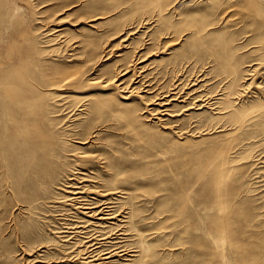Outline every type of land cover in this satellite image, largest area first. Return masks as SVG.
<instances>
[{"label": "rangeland", "instance_id": "374dc122", "mask_svg": "<svg viewBox=\"0 0 264 264\" xmlns=\"http://www.w3.org/2000/svg\"><path fill=\"white\" fill-rule=\"evenodd\" d=\"M74 2H80L81 5L73 7L71 10H67V7H64V5L70 6L69 4ZM173 5H175L174 9L171 8ZM263 8L264 0H0V55H3V53L9 49V44H11L12 39L18 40L19 38L21 39V45H23V50L25 51L43 49L42 44H40V40L43 39L42 36H45L44 32L46 28H44L43 25L52 27V20L61 18V28L63 29L64 27L68 29L65 31L68 37L79 40V42L75 44L76 46L78 44V47L73 46L71 50V46H64L60 49L62 52H56L54 56L50 53L40 56L38 58L39 61L32 63L29 67L35 72L38 80L43 82L45 79L51 78L57 74L84 72L85 74H83V76L80 74L81 79L71 84V88L66 91L69 92L70 90L69 94L73 92L80 93L79 95L87 96V98L89 96L97 97L93 98V103H101L99 110L92 113V119L89 120L88 123H85V125H89L88 130L101 126L102 123H109L114 127L110 132H103V139L107 142V150L105 149L108 154L107 156L111 159L112 157L114 159H119L123 156L127 147L126 145L129 146L131 141L134 143L132 147L133 151L135 149L138 153L141 152L143 156H145L147 150L150 152V148H152V146L149 147V145L146 147L143 146L148 143L149 140L153 141V147H165L169 152V156L166 159L169 163L164 162V159L153 162L146 171H138V173H141L138 178H136V181L140 183L144 180H152L156 184H163V181H169L168 179L170 177H175L174 181H177V189L181 191H189L190 189H192L193 192L196 190L198 191L199 194L194 200V203L190 204L192 211L197 212L202 209L209 210L208 208L213 205L216 198L217 186L215 185V179L217 178L216 175H218V171L214 170V167L210 168L209 162L213 156L224 148L227 142L226 138L228 137L222 133L219 134L215 132L207 134L202 138L189 137L186 140L177 141L175 135L161 129L160 122L157 123L158 119L152 116L149 117L150 115L148 116V112H145L144 115L140 113L142 112L140 110L147 104L146 101L148 96L145 93H142L143 98H140L139 96L141 95H138V97H135L133 100L127 101L123 99L125 91L116 89V83L108 87H103L102 85L108 78L116 74L117 71L133 63L137 54L140 56V54L144 55L148 52L145 55H148L147 61H145L146 64L148 63L146 73H150L151 71V74H154L153 77L157 84L160 82L163 86L168 84L173 74L182 68L184 71L180 74L183 75L185 73L184 75L187 76L190 74L189 69H193L195 66L198 67V69L206 71L208 77H211L208 78L209 84L207 86V90H210L209 92H212L211 94L214 93L215 97H221L222 95L220 94L223 91L231 94V97H228V99L224 96L221 97V102L223 104H228L230 100L233 102V98H235V102L238 103V109L252 110L253 108L254 111V106L255 108H260L261 104L263 105L264 102V84H262L264 83V41L261 42V40L264 39V34L261 33L264 32V20H262L264 19ZM255 13L258 15H255ZM97 15L105 17L97 21V25L94 26V28L92 27V25H94L92 20ZM52 24L54 25V23ZM190 27H200L202 30L212 27V29H208L210 32L205 31L203 35H205L206 38L200 40L199 38L193 37L194 35ZM258 27L259 29L261 28V32L257 30ZM150 34L153 35L151 36ZM180 34L184 36V39ZM254 34H259L257 37L255 35L259 40L262 37L260 45L259 41L253 36ZM163 36H165L166 39ZM253 37L255 38L254 40L258 42V45L257 43L256 45H254L255 43L251 44L250 39ZM176 38H180L182 41L180 40L181 42L178 44L171 42L168 46L164 44L163 48V43ZM64 48L65 50H63ZM251 49L256 51L252 52ZM72 53L75 55L73 56L75 59L71 56ZM81 55L83 57H81ZM188 60L189 62L192 61L189 63ZM209 63L211 65H209ZM196 64L199 65L197 66ZM188 65H190L189 68ZM168 66H170V68ZM254 66L258 69H255ZM42 67H47V71L46 69H42ZM167 68L169 70H167ZM41 70L47 72V75L46 73L40 72ZM55 70H59V72L53 74L52 72ZM245 70H251L252 72L250 71V73L252 76L249 75L247 76L248 78H243ZM156 72L157 74H155ZM129 76H131V73L120 76V78L124 79V82L130 78ZM94 77H97V80H102L101 83L90 82V79ZM257 84L260 85L257 86ZM242 90L243 94L241 95ZM238 98H240V101ZM241 99H243V102ZM85 102L90 103L87 99H85ZM125 103L128 104L124 105ZM57 105L59 104L57 103ZM57 105L55 106L50 100L47 103L45 100L38 104L36 113L39 116L42 130H51V132L55 134V136L53 135V138H51L54 162L51 170L48 167L47 176L50 178L54 176V178L59 179L55 183H52V186L49 183H45L44 185L41 184L37 187L35 186L36 191L22 187L18 188L16 192V190L12 191L13 188L11 187V183L8 182L9 180L5 172L3 173L0 171V264H33L35 261L29 262L28 259H33L38 253L41 254L40 256H42V259L45 258V261L40 259V262L38 261L34 264H53L54 262L52 263L49 259L53 258L55 255L62 256L64 253L61 249V246H63L61 243H63V241H60V243L56 235H54V225L57 219L56 214L58 215L61 210L64 211L65 208H70V206H66L64 203L61 204V201H57L58 203H56V200L52 198L60 194L63 195L64 188H61L60 182L63 183L65 181V173L69 170L70 166L77 165V168H85V160L80 156H69V150L74 143L65 142L66 145L63 139L58 135L63 134V128L60 129V126H62L60 120H62L61 118H63L65 111H59L56 114V109L58 110V108H60ZM68 105L69 103L67 106ZM75 105H70L71 108L67 109V111L73 109ZM241 105H243V107ZM152 107L155 108L157 106L150 105V108ZM113 110H119L120 115L115 117ZM66 112L65 114H67ZM134 112H138L137 116L143 115L142 117H144L142 124L140 122H135L137 124V134L141 137V141H137V143L131 138L134 137L133 135L129 136L126 131H123V129L127 128L126 125L129 124L128 120L124 117H120L124 115L129 119L130 116L134 115ZM213 116L215 115L207 108L202 110L190 109L189 111H185L179 119L182 122L181 125H189L191 124L190 122L197 124L199 122L203 126H208L210 124L214 125V122L229 123L235 119V116H229L224 119L225 121H220L219 118L217 120H212L211 117ZM52 117H55L56 121L49 122ZM76 118L71 119L66 126L72 125L71 128L73 127L75 132L79 129L76 132L77 134L85 132L84 128L78 126L82 120L80 117ZM125 121H127V123H125ZM85 122H87V120H85ZM143 124L145 126H143ZM80 128L83 130H80ZM248 130L253 131V133L257 135L255 140H258L259 137V140L263 138L260 142V147H257L258 150L255 148L257 151H253V154L250 153L248 155L246 158L247 161L245 159L243 164L244 170L233 176L228 182L229 186L226 185V187L223 188L225 191H233L235 192L234 194L239 196V198L232 203L233 211L237 210L239 215L233 214L230 217V225L233 230L236 232H240V229L248 231L247 234L240 238L239 246L242 248L248 247L250 251L259 253L264 251V227H257V225L264 222V187L263 189H259L254 182L259 179L261 180L259 177L264 176V163L252 165V161L254 158L256 159V155L258 158L263 157L259 161L264 160V122L253 128H248ZM248 130H243L238 135V138L242 140L246 137L245 135L248 133ZM119 133H121V135ZM126 141L129 144H127ZM247 141L249 142V139L243 140L242 145L245 144V146L239 148L235 156L239 155V157H241L242 155H247L243 154L245 150H249V146H246L248 143ZM231 144L232 143H230V145ZM239 146H241V143L237 144L236 147ZM115 150H117V152L113 155ZM46 155L49 154H45L42 157ZM141 159L142 156H136L135 163H137V166L146 163ZM86 166H88V163ZM98 169L102 170L99 167ZM64 170L65 173L63 174L62 172H64ZM169 171L170 173H168ZM256 175L258 177H256ZM124 181L123 179L122 182ZM54 186H58L56 187L57 189ZM150 188L147 193L143 188L144 190L142 189L143 192L141 191V193L147 196L144 195L140 201H136L138 207L145 211L147 210L146 214L148 215H146V217L148 218L157 213L156 206L159 205L161 200L165 197V192L162 191L163 186L152 185ZM155 191L159 194L154 193ZM247 191L249 193H247ZM150 193L154 195H150ZM15 195L17 197H15ZM30 204L34 209V211L32 210L33 212L26 208ZM59 205L62 209L59 208ZM20 208H23L21 209L22 211ZM56 209H60V211ZM191 209L189 208V210ZM157 222L158 220L156 223L152 222L151 225H155ZM251 224L254 226H251ZM45 241H51L53 244L44 245L48 248H42L40 252L37 250L38 246H40L38 243H46ZM57 243L58 247L55 246ZM32 244L35 245V248L30 247ZM200 244L207 245V241L204 242L201 239ZM209 246L210 243L208 244V247ZM29 247L34 250L31 251L32 249ZM217 250L218 253L221 251L218 248ZM26 251H28V253H26ZM179 253L181 254L180 251L176 254L181 258ZM217 259L219 261V258ZM73 264L80 263L74 262Z\"/></svg>", "mask_w": 264, "mask_h": 264}, {"label": "bare ground", "instance_id": "6f19581e", "mask_svg": "<svg viewBox=\"0 0 264 264\" xmlns=\"http://www.w3.org/2000/svg\"><path fill=\"white\" fill-rule=\"evenodd\" d=\"M74 3L69 4L70 6L64 5V7H67V10H71L73 7L81 5L80 2ZM171 8L174 9L175 5ZM258 14L255 13V15ZM104 17L105 16L97 15L93 18L92 22H94V25H92V27L96 26V22L104 19ZM52 23H54V25ZM52 23V27L42 24L43 27L46 28L44 32L45 36H42L43 39L40 40L43 49L25 51L23 50V45H21L22 42L19 38L18 40L12 39L11 44H9V49L3 53V55H0V171L3 173L5 172L9 180L8 182L11 183V187L13 188L12 191L16 190L17 192L18 188L22 187L36 191L38 185L49 183L52 186V183H55L59 179L54 178V176L52 178L47 176V169L49 167L51 170L54 162L51 138H53V135L55 136V134L51 132V130H42L40 127L41 122L39 121V116L36 113V110L38 109V104L45 100L47 103L49 100L52 101L55 106L57 103L59 104L57 106L60 108L56 107L58 108V110L56 109L55 111L56 114L59 111L66 112L67 109L71 108L70 105H75L76 103L74 107L72 106L73 109L66 112L67 114H65V112L63 114L62 112L63 118L60 116L62 119L60 120V123H62L60 129L63 128V134H57L63 139L64 143H74L69 150V156H80L83 158V160H85V168H77V165L70 166L66 173L65 170L62 172L63 174L65 173V181L63 183L60 182V185L62 186L60 187L64 188L63 195L60 194L54 196L52 199H55L56 203H58L57 201H61V204L64 203L66 206H70V208H65L64 211L61 210L58 215L55 213L57 219L55 225L53 224L55 230L54 235H56L59 242L63 241V243H60L63 244L61 249L64 253L62 256L57 255V257L55 255V258L50 256L53 258L49 259L48 257V259L52 263L54 262L53 264H73L74 262L80 264H264V251L259 253L252 252L248 247L242 248L239 246L240 238L248 233V231H245L244 229H240V232H236L230 225V217L233 214L239 215V212L237 210L233 211L232 208V203L237 200L239 196L234 194L235 192L233 191L227 192L224 190L226 185L229 186L228 182L231 178L244 170L243 164L248 155L253 151H257V147H260L259 145L263 138L259 140V137L258 140H255L257 135L253 133V131L248 130V128H253L264 122V102L263 105L261 104L260 108H255L254 106V111L253 108L252 110L238 109V103L235 102V98H233V102L230 100L231 102L229 101L228 104H223L221 102V97L224 96L228 99V97H231V94L229 92L226 93L225 91L220 94L222 95L221 97H215L214 93L211 94L212 92L207 90L209 84L208 78L210 76L208 77L206 71L198 69V67L195 66L193 69H189L190 74L187 76L184 75L185 73L183 75L180 74L184 71L181 67L182 69L176 72L174 71L175 73L168 84L164 86L161 82L157 84L153 77L154 74H151V71L150 73H146L148 63L146 64L145 61H147L146 59L148 58V55H145L148 52L144 55L140 54V56L137 54L133 63L124 67V69L122 68L117 71L116 74L108 78V80L102 85L103 87H108L109 85L116 83V89L125 91L123 95L124 98H122L127 101L133 100L135 97H138V95H141L139 97L143 98L142 93H145L148 96L146 101L147 104L141 110L139 109L142 111L140 113L144 115L145 112H148V116L150 115L149 117L152 116L158 119L157 123L160 122L161 129L165 130V132H171L175 135L177 141H183L189 137L202 138L207 134L215 132H218L219 134L222 133L228 137L226 138L227 142L224 148L221 149L218 154L213 156L209 162L210 168L214 167V170L218 171V175H216L217 178L215 179V185L217 186L215 201L213 205L208 208L209 210L202 209L197 212L192 211L190 204L194 203V200L199 193L197 190L193 192L192 189L189 191H181L177 189L178 185H176L177 181H174L175 177H170L168 179L169 181H163V184H156L152 180H144L140 183L136 181V178H138L140 173L146 171L153 162H156L159 159H164V162L169 163V161L166 160L169 156V152L165 147H153V141L149 140L148 143L143 146L146 147L149 145V147L152 146V148H150V152L147 150L145 156H143L141 152L138 153L135 149L133 151L132 147L134 143L131 141L129 146L126 145V150L123 153V156L119 159H114L113 157L111 159L107 156V142L103 139V132H110L114 127L109 123H102L101 126L88 130L89 125H85V123H88L89 120L92 119V113L99 110L101 103H93V98L97 97L89 96L87 98V96L79 95L80 93L73 92L69 94L70 90L69 92L66 91L71 88V84L74 82L76 83L81 79V76L85 74L84 72L57 74L40 82L35 72L29 68L32 63L39 61L38 58L40 56H44L47 53L54 56L56 55V52L61 51L60 49L64 46H71V50L73 49V46L78 47V44L77 46L75 44L76 42H79V40H74V38L68 37L65 33L68 29H65L64 27L63 29L61 28V18L53 19ZM190 28L192 29L193 37L199 38L200 40L206 38L205 35H203L205 31L210 32L208 29H212V27L204 30L200 27ZM260 29L258 27L257 30L261 32ZM261 33L264 34V32ZM259 34H254L253 36L255 37L256 35L257 37ZM150 35L152 36L153 34ZM181 35L182 34H180V36ZM163 37L165 38V36ZM182 37L184 39L183 35ZM254 37L250 39L251 44L255 43L254 45H256L257 43L258 45V42L256 41L258 40L260 45V43L264 41L261 36V42L256 37V40H254ZM181 39L176 38L166 41L163 43V48L164 44L166 46L170 45L171 42L178 44L183 40ZM63 50H65V48ZM253 51L256 50H252V52ZM71 56L73 57L75 55L72 53ZM81 57L83 56L81 55ZM209 65L211 64L209 63ZM189 66L190 65H188V68ZM168 67L170 68V66ZM256 68L257 67H255V69ZM42 69H46L47 71V67H42ZM167 70L169 69L167 68ZM250 71L245 70V77L243 76V78L251 75ZM40 72L43 71L41 70ZM58 72L59 70H55L52 73L56 74ZM43 73H46L47 75V72ZM129 73H131V76H129L130 78L123 82L124 79L120 78V76L128 75ZM80 74L82 75L80 76ZM155 74H157V72ZM90 80V82L98 84L102 81L97 80V77L91 78ZM258 85L260 84H257V86ZM242 94L243 90L241 91V95ZM85 99L90 103H86ZM238 99L240 101V98ZM242 100L243 99H241V101ZM68 103L69 105L67 106ZM126 104L128 103H125L124 105ZM150 105H155L157 107L150 108ZM241 106L243 107V105ZM204 108L211 110L215 115L211 117L212 120H217L219 118L220 121H225L224 119L229 116H235V119L229 123L214 122V125L210 124L208 126H203L199 122L197 124L190 122L191 124L189 125H181L182 122L179 117L185 111H189L190 109L202 110ZM113 112L115 117L120 115L119 110H113ZM138 112H134V115L130 116L129 119L124 115L120 116L128 120L129 124L126 125L127 128L123 129V131H126L129 136L133 135L134 137L131 138L136 143L137 141H141V137L137 134L136 123L140 122L142 124L144 120V117H142L143 115L137 116ZM76 117H80L82 120L81 123L78 122V126L84 128L85 132L82 131L83 133L77 134L76 132L79 129L75 132V129L73 127L71 128L72 125L66 126L71 119ZM55 119V117H52L49 122L56 121ZM85 120H87V122H85ZM125 123H127V121H125ZM143 126L145 125L143 124ZM82 128H80V130ZM243 130H248V133H246V137L240 140L238 135ZM119 134L121 135V133ZM244 139H249V142L247 141L248 143L246 145L249 146V150L243 149L245 150L243 154L247 155H242L241 157H239V155L235 156L236 151L245 146V144L242 145ZM230 143H232V146ZM239 143H241V146L236 147ZM127 144L129 143L127 142ZM255 148H257V150H255ZM116 152L117 150L114 151L113 155H115ZM45 154L49 155L42 157ZM137 155L142 156L141 160L146 163L137 166V163H135ZM262 158L263 157L258 158L256 155V159L254 158L252 165L264 163V160L259 161ZM87 163L88 166H86ZM97 166L102 170H99ZM138 171L141 172L138 173ZM168 173H170V171ZM256 177L258 176L256 175ZM259 178H261V180L259 179L254 183L257 185V188L263 189L264 176ZM123 179L125 180L124 182H122ZM152 185L163 186L162 191L165 192V197L164 199L161 198L163 200H161V203L156 206L157 213L148 218L146 217V215H148L146 214L147 210L145 211L138 207L136 201H140L142 197L146 195L141 193L142 189L144 188L145 190H143L147 193ZM154 193L158 192L155 191ZM247 193L249 192L247 191ZM150 195L154 194L150 193ZM15 197L17 196L15 195ZM26 208L29 211H34L31 204ZM189 208L191 210H189ZM21 209L23 208H20V210ZM60 209L56 210L60 211ZM207 217L209 218V221ZM157 220V224L151 225L152 222L156 223ZM251 226L254 225L251 224ZM257 227H264V222L257 225ZM201 239L204 242L207 241V245H201ZM209 243L210 246L208 247ZM38 244H40V246L36 248L41 252L42 248H48L44 245L53 243L50 241ZM55 246L58 247V243ZM30 247L35 248V245L32 244ZM217 248L221 250L219 253ZM33 250L34 249L31 251ZM178 251L181 252V254L179 253L181 258L176 254ZM26 253H28V251H26ZM40 255L41 254L38 253L36 256H32L33 259H28V261H45V258L42 259V256ZM217 258H219V261Z\"/></svg>", "mask_w": 264, "mask_h": 264}]
</instances>
